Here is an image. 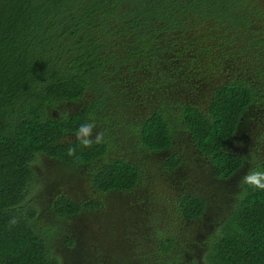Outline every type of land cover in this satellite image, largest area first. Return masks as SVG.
Segmentation results:
<instances>
[{"label":"trees","instance_id":"obj_1","mask_svg":"<svg viewBox=\"0 0 264 264\" xmlns=\"http://www.w3.org/2000/svg\"><path fill=\"white\" fill-rule=\"evenodd\" d=\"M259 19L264 25V0H0V264H61L28 198L39 154L83 171L98 195L138 186L141 167L103 163L107 138L90 148L61 141L89 118L96 123L124 88L152 101L149 115L128 124L147 152L167 154L180 139L209 158L214 178L240 175L246 161L230 145L251 130L258 93L246 78L223 80L216 65L239 55L235 39L254 33ZM89 94L85 109L63 110ZM177 130L185 135L177 139ZM182 162L172 155L165 164L173 171ZM242 189L209 246V264H264V191ZM97 201L67 194L50 204L63 218L101 211ZM179 203L186 218L206 214L197 195Z\"/></svg>","mask_w":264,"mask_h":264},{"label":"rangeland","instance_id":"obj_2","mask_svg":"<svg viewBox=\"0 0 264 264\" xmlns=\"http://www.w3.org/2000/svg\"><path fill=\"white\" fill-rule=\"evenodd\" d=\"M238 46L242 49L236 50L238 56L216 65L220 78L251 81L259 102L254 108L251 130H245L230 145V150L246 161L235 179L214 178L209 158L194 152L189 142H180L178 138L185 134L178 130L179 142L170 152L162 155L147 152L128 124L138 115H149L152 101L144 104L142 98L138 111L140 101L135 100L136 92L125 88L121 101L107 107L102 117L99 115L91 138L100 132L103 139L109 140L103 163L127 160L141 167L138 186L128 192L98 195L92 191L83 171H75L71 177L49 159L33 163L35 183L28 198L35 200L32 206L37 208L36 225L47 231L50 248L61 264H209V246L243 191L242 177L253 169L263 171L264 164V25L261 19L254 33L244 40L235 39L234 47ZM94 98L95 95L89 94L86 99L66 103L62 108L76 113ZM69 137L66 141H74ZM172 155L183 159L173 171L165 164ZM61 178L70 182L60 181ZM59 188L76 201L98 199L101 211L85 209L77 216L58 218L50 200ZM189 194L207 202L205 216L189 219L181 212L179 201ZM166 239L174 240V246L168 247Z\"/></svg>","mask_w":264,"mask_h":264},{"label":"clouds","instance_id":"obj_3","mask_svg":"<svg viewBox=\"0 0 264 264\" xmlns=\"http://www.w3.org/2000/svg\"><path fill=\"white\" fill-rule=\"evenodd\" d=\"M95 129L96 124L94 118H89L88 121L80 124L76 129L74 134L84 148H90L94 143H100L103 140V134L100 132L95 133L94 141L91 139ZM67 155L79 159L75 148H69ZM240 183L241 185L246 186V189L264 191V171L258 169L250 170L242 177ZM241 198H243V194H241Z\"/></svg>","mask_w":264,"mask_h":264},{"label":"flooded vegetation","instance_id":"obj_4","mask_svg":"<svg viewBox=\"0 0 264 264\" xmlns=\"http://www.w3.org/2000/svg\"><path fill=\"white\" fill-rule=\"evenodd\" d=\"M56 115L59 116V113H56ZM68 135L70 136L69 138H73V140L77 139L74 133H65L62 136L61 141L64 142V143L71 142V141H66V137ZM38 159H49V160H51L53 162L52 163L53 165L59 167L62 170L67 171L71 177H74L73 174H75V170L72 169L71 165H67L66 163L64 164V162H61L57 158L50 157V156L45 155V154H39L36 160H38ZM101 159H105V156H104V158H101ZM32 166H33V169L35 170V164H33ZM56 181H58V180H56ZM60 181L67 182V183L70 182V181H65L63 178H61ZM74 184H76V183H74ZM62 195H67V193L64 192L62 188L57 189L56 193H55V196L51 198L50 203L52 204L53 201L56 199V197H58V196L60 197Z\"/></svg>","mask_w":264,"mask_h":264}]
</instances>
